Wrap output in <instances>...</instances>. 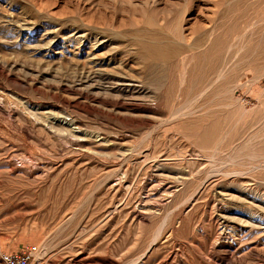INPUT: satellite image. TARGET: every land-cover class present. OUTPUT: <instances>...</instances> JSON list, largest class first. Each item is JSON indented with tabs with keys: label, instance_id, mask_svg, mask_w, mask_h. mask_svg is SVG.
Instances as JSON below:
<instances>
[{
	"label": "rangeland",
	"instance_id": "obj_1",
	"mask_svg": "<svg viewBox=\"0 0 264 264\" xmlns=\"http://www.w3.org/2000/svg\"><path fill=\"white\" fill-rule=\"evenodd\" d=\"M27 245L264 264V0H0V256Z\"/></svg>",
	"mask_w": 264,
	"mask_h": 264
},
{
	"label": "built area",
	"instance_id": "obj_2",
	"mask_svg": "<svg viewBox=\"0 0 264 264\" xmlns=\"http://www.w3.org/2000/svg\"><path fill=\"white\" fill-rule=\"evenodd\" d=\"M37 251V245H27L16 253H2L0 264H32Z\"/></svg>",
	"mask_w": 264,
	"mask_h": 264
},
{
	"label": "bare ground",
	"instance_id": "obj_3",
	"mask_svg": "<svg viewBox=\"0 0 264 264\" xmlns=\"http://www.w3.org/2000/svg\"><path fill=\"white\" fill-rule=\"evenodd\" d=\"M201 38V37H200ZM201 40V39H200ZM199 44H197V39L194 41V43H191L190 46L192 48H196L198 47ZM155 50L156 47L155 46H148V50ZM90 56V55H89ZM95 64V63H94ZM101 65V64H100ZM260 80V79H259ZM128 88H130L129 86H131L130 84H127ZM205 90V89H204ZM183 180H185L186 178L185 177H182Z\"/></svg>",
	"mask_w": 264,
	"mask_h": 264
}]
</instances>
